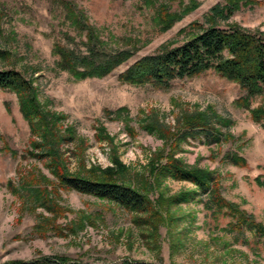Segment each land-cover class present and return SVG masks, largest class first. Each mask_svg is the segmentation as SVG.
Wrapping results in <instances>:
<instances>
[{"label": "rangeland", "instance_id": "1", "mask_svg": "<svg viewBox=\"0 0 264 264\" xmlns=\"http://www.w3.org/2000/svg\"><path fill=\"white\" fill-rule=\"evenodd\" d=\"M224 3L0 0V70L20 72L39 110L57 120L55 130L45 129L62 136L49 142L60 168L106 178L102 172L115 170L117 161L127 170L120 181L150 204L130 212L60 186L36 157L37 136L17 95L0 88V264L46 257L77 264H264V244L251 232L230 230L231 219L217 212L209 190L156 176L149 166L157 154L170 155L187 170L210 174L221 198L264 227V123L252 119L264 108V92L239 101L240 85L213 70L168 88L119 79L138 59L177 47L214 22L264 35V6L212 19L211 9ZM91 34L97 62L121 51L132 56L106 76L78 80L59 68L56 48L83 56ZM200 115L208 124L188 128L185 118Z\"/></svg>", "mask_w": 264, "mask_h": 264}, {"label": "trees", "instance_id": "2", "mask_svg": "<svg viewBox=\"0 0 264 264\" xmlns=\"http://www.w3.org/2000/svg\"><path fill=\"white\" fill-rule=\"evenodd\" d=\"M264 6V0H225L223 6H214L211 9L212 19L222 18L228 20L240 8ZM170 16L167 21L172 22ZM212 25L203 29L196 35L187 39L181 45L162 49L154 55L144 56L135 61L130 67L119 75L122 82L132 85L150 84L156 88H168L174 80H183L213 70L220 77L233 81L245 91L239 101H248L249 98L264 92V35L251 34L240 27L231 26L220 28ZM96 38L91 34L85 43V54L78 56L68 49H59L57 52L63 57L58 64L63 71H68L78 80L93 77H103L125 63L132 54L121 51L106 59L97 62ZM0 88L10 89L17 95L21 104L24 117L29 122L31 131L37 136L35 147L40 149L36 155L45 162V166L60 186L82 195L112 202L127 211L140 212L150 209L149 202L134 188L120 181L127 174L126 168L115 161L116 169L102 172L106 178H94L84 175H72L60 168V157L56 147L50 146V139L58 143L61 141L59 134H50L55 130L54 116H48L39 110L33 97V90L28 80L14 70H0ZM39 116V122H34V117ZM252 119L264 123V108L259 107L252 111ZM206 116H190L185 118L190 129L205 127L208 123ZM43 125V126H42ZM51 125L53 126L51 128ZM48 128L51 132H48ZM71 130V129H70ZM67 132L72 140V132ZM34 155V154H32ZM233 163L236 158L231 157ZM243 162V160L241 159ZM244 163V162H243ZM242 165V163H240ZM155 175L171 177L174 180L188 182L196 185L203 191L212 195L211 204L217 212L231 219L228 228L234 232H251L264 244V227L255 222L251 216L238 210L233 204L227 203L217 191V182L211 175L204 171L187 170L170 155L157 154L150 165ZM1 264H77L66 258L32 259L27 261H11ZM125 264H150L144 262H127Z\"/></svg>", "mask_w": 264, "mask_h": 264}]
</instances>
